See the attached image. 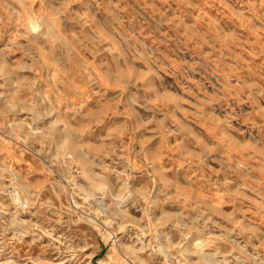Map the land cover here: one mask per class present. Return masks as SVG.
Masks as SVG:
<instances>
[{
    "label": "rangeland",
    "instance_id": "374dc122",
    "mask_svg": "<svg viewBox=\"0 0 264 264\" xmlns=\"http://www.w3.org/2000/svg\"><path fill=\"white\" fill-rule=\"evenodd\" d=\"M0 264H264V0H0Z\"/></svg>",
    "mask_w": 264,
    "mask_h": 264
},
{
    "label": "bare ground",
    "instance_id": "6f19581e",
    "mask_svg": "<svg viewBox=\"0 0 264 264\" xmlns=\"http://www.w3.org/2000/svg\"><path fill=\"white\" fill-rule=\"evenodd\" d=\"M67 146V145H66ZM67 147H69V146H67ZM71 147H73V146H71Z\"/></svg>",
    "mask_w": 264,
    "mask_h": 264
}]
</instances>
